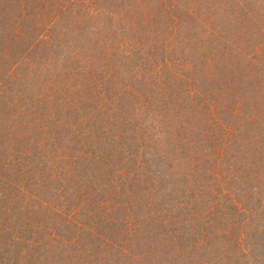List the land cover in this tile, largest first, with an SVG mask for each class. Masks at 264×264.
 <instances>
[{
    "label": "rangeland",
    "instance_id": "rangeland-1",
    "mask_svg": "<svg viewBox=\"0 0 264 264\" xmlns=\"http://www.w3.org/2000/svg\"><path fill=\"white\" fill-rule=\"evenodd\" d=\"M6 1L0 264H264V0Z\"/></svg>",
    "mask_w": 264,
    "mask_h": 264
},
{
    "label": "trees",
    "instance_id": "trees-1",
    "mask_svg": "<svg viewBox=\"0 0 264 264\" xmlns=\"http://www.w3.org/2000/svg\"><path fill=\"white\" fill-rule=\"evenodd\" d=\"M4 1H6V0H4ZM3 1V3L0 5V10H1V8H2V11L3 10H9V11H11V8H13L12 6L14 5V2H11L12 0H9V2H11V3H9L11 6H7L6 5V3ZM6 2H8V0L6 1ZM12 12V11H11ZM4 25H5V33L7 34V24L6 23H4ZM9 32V31H8ZM0 44H4L5 42V37H3V38H0ZM224 88H227V87H224ZM63 108V107H62ZM65 109V108H64ZM99 111H100V109H99ZM105 115H106V113H105ZM99 116H100V114H98L97 116H96V120H95V122H97L98 121V118H99ZM206 117H207V115H205ZM211 119V118H210ZM203 123H205V121L203 122ZM202 123V124H203ZM100 124V123H99ZM99 124H97L98 125V127L95 129L96 131H95V137H97V138H99V137H102V135H101V132H102V126H101V124H100V128H99ZM203 125H205V124H203ZM34 127H35V125H34ZM204 127V130L202 131L201 130V136L203 135V137H205V142L203 141V137L201 138V139H196V137L194 136L193 138H187V139H184V152L183 151H181V153H180V155H184L185 157H186V159L188 160V156H189V154L192 152H197L198 150H201L202 148H199V147H197L198 148V150H192L191 149V147L193 146V145H196V146H199L200 144H203V143H206V147L207 148H211V147H209L211 144H213V141H215L216 140V138L214 137V135L213 134H215V133H213L212 131H214L213 129H214V127L212 126L211 127V129H210V125H206V126H203ZM200 129H201V127H200ZM212 130V131H211ZM215 132V131H214ZM194 132H192V134H193ZM90 137V136H89ZM223 140V139H222ZM239 148V147H238ZM88 151H94L93 149L92 150H88ZM105 150H103V152H104ZM102 152V151H101ZM183 152V153H182ZM198 152H201V151H198ZM202 152H204V151H202ZM108 152H106V155H108L107 154ZM106 155L104 154V155H102L101 157L102 158H104V159H102V164H103V162H104V160H105V158H106ZM178 155H179V153H178ZM192 157V156H191ZM241 159H243L244 160V158L242 157ZM245 159H248V156L246 155V157H245ZM24 163H26L27 162V160H25V161H23ZM29 163V162H28ZM46 164V163H45ZM187 164H189L188 163V161H187ZM39 165V164H38ZM47 165V164H46ZM237 166H240V164L239 163H237ZM3 168V167H2ZM1 168V169H2ZM34 170V169H33ZM47 172V170H45L44 171V173H46ZM2 173L3 174H1L0 176L2 177V182L4 183V184H8V181L10 182V180L9 179H14V180H16V178L17 177H12L11 175H9V174H7V173H5L4 171H2ZM47 174V173H46ZM15 176V175H14ZM119 176H121V178H120V180H119V182L117 183V185H115V188H114V190L115 191H113L112 192V194L111 195H114V193H116L117 195H119V196H121V194H122V192L124 191L125 193H127V196L129 197L130 196V192L131 191H133L132 190V186H133V182L132 181H130L129 183H127V182H124L123 183V174L122 175H119ZM3 177H5V178H3ZM116 181V180H115ZM124 185H126L127 187H123ZM124 188H126V190H123ZM19 189H21V190H23V188L22 187H19ZM133 193L135 194V192L133 191ZM101 198L103 197V196H100ZM107 200L106 199H104V200H100V198L98 199V201H97V206L100 208V209H106V211H110V205H108L107 203ZM96 206V205H95ZM117 207H125V204H123V202L121 203V204H118V205H114V204H112V206H111V208H112V211H114ZM114 209V210H113ZM118 238L119 237H117V238H115L116 239V241L115 242H117V240H118ZM100 240V239H99ZM113 246H114V244H107V247L109 248V249H111V248H113ZM139 246H140V244H139ZM125 255L127 256V257H130L131 258V256L130 255H127L126 253H125Z\"/></svg>",
    "mask_w": 264,
    "mask_h": 264
}]
</instances>
